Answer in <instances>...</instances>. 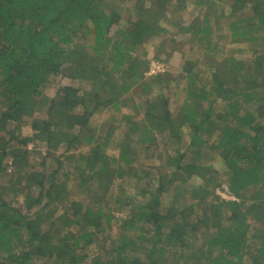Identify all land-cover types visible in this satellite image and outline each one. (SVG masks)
Segmentation results:
<instances>
[{
	"label": "trees",
	"instance_id": "trees-1",
	"mask_svg": "<svg viewBox=\"0 0 264 264\" xmlns=\"http://www.w3.org/2000/svg\"><path fill=\"white\" fill-rule=\"evenodd\" d=\"M188 1L0 0V264H264V0Z\"/></svg>",
	"mask_w": 264,
	"mask_h": 264
},
{
	"label": "rangeland",
	"instance_id": "rangeland-1",
	"mask_svg": "<svg viewBox=\"0 0 264 264\" xmlns=\"http://www.w3.org/2000/svg\"><path fill=\"white\" fill-rule=\"evenodd\" d=\"M186 9H183L181 12H179L178 16H175L173 19L178 21L179 23L182 22L184 24H189L191 18L194 16V14H198L200 11L197 10V6L193 5V0L188 1L187 5H186ZM216 8H219L218 5L217 6H213V8H211L209 10L208 13V17L207 20L212 23L214 21V19L216 18V16L218 17V13L219 10H217ZM240 13H244L242 16L246 17V15L249 12H245V11H240ZM122 16L123 19H125L127 17V13L126 11L122 12ZM246 14V15H245ZM240 15V14H239ZM212 25V24H211ZM222 26V25H221ZM169 30H173L170 26H166ZM220 26H213L212 25V35L215 37L216 41H218V44L220 45V51L222 50L223 52H221V55L224 53H229L231 48L234 47L235 49H239L241 50L240 53L237 54V56L241 59L247 55H249V52L247 51V46L245 44H239V45H235V46H230V45H226L227 41L222 38L220 36L221 34H226L227 30L225 29L224 25L222 26L223 29H221L220 33H219V29H217ZM193 40H191V37L188 34H180L176 39H175V43H168L166 45H164V47L162 49H157L158 45H159V40H152L150 41L145 48V57H142L143 60L148 61V69L145 72V76L147 77H151L153 75L158 74V72L156 71H162L163 68L158 69V68H154L152 69V65L154 63H161L164 66V70H169L171 69V67H179L180 66V53L184 52L186 54V57L189 56V51H192L190 57L194 58L197 56V52L200 51V49H198L197 47V43L194 42L193 46H194V50H188V47L191 45ZM223 47V48H222ZM173 49L172 52H170ZM197 51V52H196ZM171 53V55L168 57V54ZM72 84V83H69ZM84 85V84H83ZM82 90H89V86L88 85H84ZM172 88L174 89V92L176 91V89L172 86ZM54 92V88L51 87L49 94L53 95ZM38 117L40 118H45V111L42 109L41 111H39L36 114ZM116 116L118 115L116 111H114L112 108H105L103 107L102 109H100L92 118V128H96V130L99 129V133H101V130L105 127V124L108 123L110 121V119L112 118V116ZM106 129V127L103 129L102 132H104ZM21 131H22V135L24 137L30 136L31 135V131L28 127V125H23L21 127ZM188 145L187 141H184L183 144H181L182 150H184L186 148V146ZM33 144L29 143L28 144V148H32ZM170 149L173 148V144L169 143ZM113 147V145H112ZM108 153L110 155L113 154H117L116 150H113L112 148L108 149ZM114 156V155H113ZM210 155H205L204 157H200L199 161L203 164H207L210 163L209 161ZM193 159V156H191L190 152L186 158V162H189ZM48 165L49 166H55L54 161H52L51 159L48 160ZM214 166L216 167L217 170H219L221 172V162L217 161V163L214 164ZM11 172V169L9 168L7 173ZM9 177L7 175L5 176H1L0 179V187L4 186V184L6 183L7 179ZM125 181V180H124ZM226 185L223 186L222 189H218L216 191V194L219 195L221 198L225 199V200H230L232 199L231 197L228 198V195L226 194ZM130 190V189H129ZM132 192V191H131ZM119 216H122V214L118 213ZM116 231V229L114 230Z\"/></svg>",
	"mask_w": 264,
	"mask_h": 264
},
{
	"label": "built area",
	"instance_id": "built-area-1",
	"mask_svg": "<svg viewBox=\"0 0 264 264\" xmlns=\"http://www.w3.org/2000/svg\"><path fill=\"white\" fill-rule=\"evenodd\" d=\"M154 68H158V69L163 68L162 71H156V72H158V73H163V72H165V70H164V66H163L161 63H157V62L154 63V64L152 65V69H154ZM225 191H226V194L228 195V198L231 197V195L229 194L228 190L225 189ZM231 198L233 199V197H231Z\"/></svg>",
	"mask_w": 264,
	"mask_h": 264
}]
</instances>
